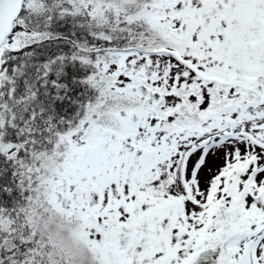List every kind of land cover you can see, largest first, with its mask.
<instances>
[{
    "label": "snow or ice",
    "instance_id": "snow-or-ice-1",
    "mask_svg": "<svg viewBox=\"0 0 264 264\" xmlns=\"http://www.w3.org/2000/svg\"><path fill=\"white\" fill-rule=\"evenodd\" d=\"M0 264H264V0H0Z\"/></svg>",
    "mask_w": 264,
    "mask_h": 264
}]
</instances>
